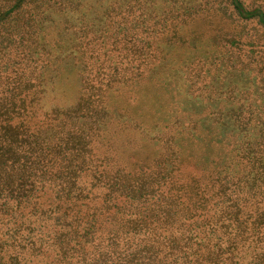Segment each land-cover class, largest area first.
I'll list each match as a JSON object with an SVG mask.
<instances>
[{"label": "trees", "instance_id": "1", "mask_svg": "<svg viewBox=\"0 0 264 264\" xmlns=\"http://www.w3.org/2000/svg\"><path fill=\"white\" fill-rule=\"evenodd\" d=\"M43 2L0 0V264H264V103L186 112L185 99L211 106L217 69H206L204 56L173 67L154 36L88 39L86 27L75 51L77 101L46 109L50 74L61 76L51 64L62 53L41 37ZM232 4L264 26V12ZM237 36L214 45H229L240 64L250 50ZM93 43L96 50L79 51ZM147 83L174 96L168 113L139 98L138 116L120 109L115 118L110 91ZM115 120L124 128L110 142ZM122 136L123 146L153 145L148 160L111 169L94 144L105 140L118 153Z\"/></svg>", "mask_w": 264, "mask_h": 264}, {"label": "rangeland", "instance_id": "2", "mask_svg": "<svg viewBox=\"0 0 264 264\" xmlns=\"http://www.w3.org/2000/svg\"><path fill=\"white\" fill-rule=\"evenodd\" d=\"M52 1L44 0L43 7L47 8L49 13L39 25L42 28L41 37L48 43L46 48L54 54L62 53V56L57 55L51 64L52 71L60 67L61 76L57 79L55 76L57 72L50 74L54 76L50 81L53 91L42 100L46 109L54 106L66 107L77 101L80 71L76 65L79 54L75 51L86 27H90V31L87 32L88 39L101 36L122 37L127 34L143 40L148 35L154 36L156 41H162L158 43V53L163 56L169 55L170 58L167 59L171 61L173 67L181 65L180 61L195 59L193 56H204L203 66L206 65V69H217L215 78L210 82L212 87L206 90L207 95H212L209 100L211 106L206 108L200 99H185L186 112H195L203 116L210 111L217 112L216 107L227 103L232 108L231 101L237 103L243 99L264 103V86L258 84L260 76L264 77L258 72V69L264 66V26L258 24L256 19L242 20L234 9L232 0H64L56 7H52ZM239 1L247 11L259 9L264 12V0ZM22 17H19V22ZM109 21L114 23L112 29L108 25ZM123 22L131 25L129 28L132 29L122 30ZM240 32L242 33L240 39L249 44L246 50L250 52H246L245 61L238 64L239 60H236L235 55L232 58L230 54L233 48L229 45L220 47L214 45V42L237 38ZM209 39L210 41H207ZM183 40L189 42L184 43ZM94 44L79 51L85 53L96 50ZM216 57L218 59H215ZM227 60H231L230 65L234 67L229 73L224 72L222 65ZM199 61L201 62V59L198 58L195 65ZM192 68L195 70L194 66ZM209 75L206 77L208 80ZM219 86L222 89L215 92ZM143 87L131 90L116 87L110 91L108 109L115 118L120 109H127L131 115L138 116L140 112L135 109L139 98L148 107L164 106L162 115L168 113L174 96L170 97L168 90L156 88L154 83H147ZM144 110L146 111L145 107ZM228 114L227 110L225 116ZM112 124L111 132L106 133L110 142L118 139L122 134V127L124 128L118 120ZM124 138L125 136H122L121 142L115 144V147L120 149L118 153L107 149L105 140L94 144L97 152H101L100 155H106L111 169L127 166L132 168L134 162L148 160V153L155 148L153 145L152 149L143 146H139V149L129 145L123 146V141L126 143ZM123 150L125 155L121 154Z\"/></svg>", "mask_w": 264, "mask_h": 264}]
</instances>
